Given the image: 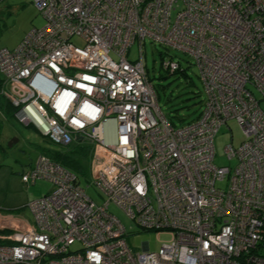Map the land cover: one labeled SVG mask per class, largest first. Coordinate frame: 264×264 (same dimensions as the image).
I'll return each instance as SVG.
<instances>
[{
    "label": "built area",
    "instance_id": "built-area-1",
    "mask_svg": "<svg viewBox=\"0 0 264 264\" xmlns=\"http://www.w3.org/2000/svg\"><path fill=\"white\" fill-rule=\"evenodd\" d=\"M33 3L45 22L0 48L1 94L19 123L53 143L94 144L90 175L104 202L39 154L22 181L51 188L26 204L33 223L0 213L10 242L0 264H264V0ZM145 40L192 58L205 89L195 120L175 127L162 113ZM161 68L172 74L180 62L164 58ZM229 119L244 139L224 148L234 165L220 166L213 139ZM110 203L170 239L132 250Z\"/></svg>",
    "mask_w": 264,
    "mask_h": 264
},
{
    "label": "rangeland",
    "instance_id": "rangeland-1",
    "mask_svg": "<svg viewBox=\"0 0 264 264\" xmlns=\"http://www.w3.org/2000/svg\"><path fill=\"white\" fill-rule=\"evenodd\" d=\"M45 22L43 15L33 0H1L0 1V48L15 47L32 28L41 27ZM72 41L82 46V41ZM139 44L135 42L128 53L133 60L138 57ZM142 56L148 78L158 97V105L164 116L178 127L196 119L205 103V89L199 77L198 68L192 58L175 49H166L162 45L145 40L142 45ZM173 57L180 62V71L173 74L161 68L162 59ZM259 99L258 94H255ZM262 109L264 103L260 102ZM0 213L20 216L33 223L32 215L26 204L37 199L51 188V184L42 179L34 183H24L22 174L28 171L37 161L43 149L51 153L63 152L70 160L79 161L81 170L70 168L79 178L85 193L96 205L104 202L100 188L93 183L90 175L91 156L94 144L85 140H75L69 145L53 143L39 134L31 126L19 123L14 115L4 118L0 114ZM14 137L17 141L11 146L9 141ZM243 133L234 119H229L220 126L213 139L214 163L220 166L234 165L228 161L224 148L232 144L238 147L243 141ZM220 184V183H219ZM218 184V185H219ZM108 212L116 216L126 229V241L134 251H141L142 244L147 243L151 251H157L161 244L170 239V235L162 232L159 235L152 230H142L116 205L110 203ZM6 244V243H5ZM8 244V243H7ZM79 244L71 246L74 249Z\"/></svg>",
    "mask_w": 264,
    "mask_h": 264
},
{
    "label": "trees",
    "instance_id": "trees-1",
    "mask_svg": "<svg viewBox=\"0 0 264 264\" xmlns=\"http://www.w3.org/2000/svg\"><path fill=\"white\" fill-rule=\"evenodd\" d=\"M172 58V57H171ZM195 65V64H194ZM181 68V66H180ZM180 68L179 70L177 71H180ZM176 71V72H177ZM175 73V72H174ZM173 74V73H172ZM3 76L2 74L0 73V114H2V116L4 118H9L10 116H13L14 115V107L10 104V102L3 97V95L1 94V89L3 88ZM2 127V121L0 120V129ZM33 128V127H32ZM47 138V137H46ZM48 139V138H47ZM40 154H44V155H47L49 156L52 160H54L55 162L59 163L61 166H63L64 168L66 169H69L71 170L70 168H73V169H76L78 171L79 174L83 175L82 173H80V171L78 169L81 170V166L78 165V162L79 161H73V160H70L68 158V156L63 153V152H54V153H51L49 152L48 150H45L43 149L42 152ZM70 167V168H69ZM72 171V170H71ZM73 172V171H72ZM75 173V172H74ZM76 174V173H75ZM77 176V175H76ZM78 178V176H77ZM79 179V178H78ZM1 234H8L9 231L8 230H3V231H0ZM7 244V243H10L8 240H2L0 239V244Z\"/></svg>",
    "mask_w": 264,
    "mask_h": 264
},
{
    "label": "water",
    "instance_id": "water-1",
    "mask_svg": "<svg viewBox=\"0 0 264 264\" xmlns=\"http://www.w3.org/2000/svg\"><path fill=\"white\" fill-rule=\"evenodd\" d=\"M77 139H80V138L77 137ZM15 141H17V138H16V137H14L13 139H11V140L9 141L8 145L11 146L12 143L15 142Z\"/></svg>",
    "mask_w": 264,
    "mask_h": 264
},
{
    "label": "crops",
    "instance_id": "crops-1",
    "mask_svg": "<svg viewBox=\"0 0 264 264\" xmlns=\"http://www.w3.org/2000/svg\"><path fill=\"white\" fill-rule=\"evenodd\" d=\"M24 219V218H23ZM26 221V219H24Z\"/></svg>",
    "mask_w": 264,
    "mask_h": 264
}]
</instances>
